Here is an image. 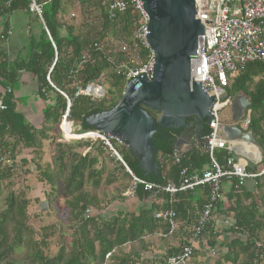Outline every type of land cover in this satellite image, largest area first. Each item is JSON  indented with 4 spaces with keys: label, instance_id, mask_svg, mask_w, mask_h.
<instances>
[{
    "label": "trees",
    "instance_id": "trees-1",
    "mask_svg": "<svg viewBox=\"0 0 264 264\" xmlns=\"http://www.w3.org/2000/svg\"><path fill=\"white\" fill-rule=\"evenodd\" d=\"M7 1L0 0V19L18 10L28 13V0H9L8 7H6ZM35 1L42 5L41 18L49 37L40 24L38 34L36 36L29 35L26 38L24 49L16 53L10 60L2 48L5 39H1V37L5 38L7 21L2 24L3 27L0 31V87L14 90L19 74L26 73L35 79L37 96L48 104L42 111V126L36 130L16 112L10 93L0 95L1 102L5 107V110L0 112V148L8 150L13 160L12 166L2 167L0 165V185L14 178L15 159L16 155L20 153V148L36 151L33 152L35 158L22 161L24 165L30 161L36 163V154L40 152V143L48 139L46 134L60 122L66 110H68V120L80 131L77 134L90 132L92 129L86 125L85 119L92 114L111 110L119 101L123 86V80L113 73L112 64L107 61L110 58L107 53L104 56L99 52H93L90 61L84 65L75 78L70 79L69 76L77 68L83 51L92 44H99L107 36L127 42L132 34L133 14L126 12L110 22L107 19L104 6L106 0H77L81 13L89 7L97 9L99 14V23L90 27L84 36L77 33L72 25L65 26L59 20L62 0ZM145 53L148 54V52ZM117 55V60L110 59L115 62L122 60L118 49ZM103 73H108L110 85L118 93V101L100 100L97 102L83 96L75 97L76 87L85 88L91 83L99 82ZM47 75L51 85L65 94L68 101L48 84ZM226 93L230 97L241 93L249 101L246 111L250 112V118L244 132L252 134L255 145L262 152V158L257 165L249 164L246 171L256 174L264 168V68L256 64L245 66L242 72L229 79ZM68 102L70 105L67 109ZM147 112L155 117L156 113L150 110ZM161 133H164L166 138H162ZM172 135L171 132L160 131L153 140L156 151L155 162L158 166L157 176L145 175L140 170L137 160L132 157L126 147H119L120 149L116 151L131 174L147 183H176L182 168H187L189 174H200L209 168L208 155L198 149L179 156L180 161L175 164L172 157ZM76 143L79 151L74 150L75 144L67 147L56 144V169L51 172L48 169L43 170L39 179L40 183H45L55 189L61 173H64L61 184L65 197L69 198L66 204L69 208V221L72 228L70 243L68 245L62 243L54 256L45 253L44 249H47V244L44 242V238L40 242L34 240L33 232L26 224L27 200L22 194L9 193L6 199V209L0 213V262L3 264H11L5 258L12 257L19 247H25L31 264H142V254L148 251L144 240L147 241V237H151L158 231L163 236H166L168 232L166 222L155 220L154 214L157 211L172 209L176 213L175 222L180 218H188L189 209L180 206L178 194L173 205L168 206L166 203L161 210L151 207L149 209L141 208L136 213L115 212L107 220L101 219L99 213L103 209L99 206L100 200L97 195L85 190L84 187L86 184H90L92 189H99L104 177L110 175V180L115 179L119 174L117 172L121 170L123 173L124 169L119 163H116L115 171L105 172L106 161L112 162L115 161V158L111 157V154L100 142H81L79 140ZM229 155L233 156L226 151L216 150L213 153V158L219 165H222ZM35 166L37 170L41 169L38 164ZM122 177L125 180L130 179L127 173ZM251 183L253 191L246 188V183L243 187L234 189L235 182H232L229 193L225 196L230 207L228 212L224 210V214H226V216L223 215L224 221L231 224V228L225 227V233L234 236V238L223 239V243L219 244L225 249V252L221 253L215 264H261L263 262L260 257L264 258V246L257 242L259 235L264 234V175L251 180ZM200 190H202V199L198 201V214L207 197V190ZM147 194L149 193L143 192L140 186L134 192V196L138 200H142ZM257 194L259 196L255 198ZM118 198L122 199L120 196ZM244 201L248 203L243 204ZM222 207L221 201L215 204L211 215L212 220L205 229L207 244L206 248H203L204 251L211 250L213 252L215 250L217 232L213 216L216 213L222 214ZM87 209L91 210V214L85 218L84 213ZM48 231L53 233L55 226L42 229V232ZM244 236L246 238L242 240L240 237ZM187 242L188 240L181 246L166 251L162 258L163 263L167 257L179 252ZM126 245L130 247L128 252H124ZM108 253L110 256L105 261V255ZM194 255L193 251L190 260Z\"/></svg>",
    "mask_w": 264,
    "mask_h": 264
},
{
    "label": "built area",
    "instance_id": "built-area-1",
    "mask_svg": "<svg viewBox=\"0 0 264 264\" xmlns=\"http://www.w3.org/2000/svg\"><path fill=\"white\" fill-rule=\"evenodd\" d=\"M9 0L6 2L8 7ZM195 19L203 26V36L197 41L196 59L190 60V78L192 82H200L202 91L209 97H214L209 107V115L213 117L210 120L208 128L212 131L209 135L201 137V146L199 149L207 154L210 160L209 168L200 174H189L187 168H182L178 175L176 183L166 184L147 183L134 177L117 153L118 147H123L120 140L116 137L105 135L101 132L90 131L81 134L71 132L72 123L68 120V110L61 118L60 131L63 137L65 132L61 126L68 125V134L77 141H98L115 158L124 171L131 179V187L128 194L131 197L137 187H141L143 192L154 195H165L169 205L174 204L175 197L178 194H186L201 188L207 190L205 203L195 220L192 227L190 239L186 245L182 246L179 252L167 257L163 264H187L190 261L194 251V245L200 244L206 248L207 238L205 229L211 222V215L215 204L222 200V184L235 182L233 188L243 187L247 181L253 180L264 175V168L258 173L253 174L246 171L247 163L241 158L229 155L222 165H219L213 158L216 150L226 151L228 154L234 152L233 143H229L222 132V123L219 112L230 107L231 97L227 95L229 79L242 72L245 66L256 64L264 68V0H193ZM107 19L113 22L119 15L130 12L134 15L132 34L127 42L118 43V53L122 60L115 62L108 58L107 61L112 64V71L123 80V86L133 77L144 73L146 80L152 77L153 56L149 50L145 35L148 18L142 9L140 0H106L104 2ZM27 10L29 14L34 15L49 37L42 21V5L35 0H28ZM1 26V30H2ZM0 30V31H1ZM11 27L7 22L5 38L11 36ZM51 41V40H50ZM52 44V42H51ZM53 45V44H52ZM93 52H99L106 55L102 46L94 43L88 49L83 51L80 56L79 64L71 72L70 79H74L85 64H87ZM145 52H148L145 53ZM149 73V76H148ZM103 73L99 82L87 85L85 88L76 87L75 97L83 96L94 101L104 96V88L100 84L103 79ZM149 77V78H148ZM48 84L54 88L46 76ZM55 89V88H54ZM56 90V89H55ZM65 100L68 101L65 94L56 90ZM5 93H11L6 88ZM226 95L225 98L223 96ZM5 107L0 99V112ZM240 128L245 129L249 124V118L240 120ZM178 154H173L175 164L180 159ZM13 160L10 152L0 148V165L12 166ZM91 210L87 209L84 213L88 218ZM154 219L166 222L168 232L163 238L170 237L176 230V213L172 209L157 211ZM224 224L231 228V224L224 221ZM259 247V245H257ZM110 253L105 255V261L108 260Z\"/></svg>",
    "mask_w": 264,
    "mask_h": 264
},
{
    "label": "water",
    "instance_id": "water-1",
    "mask_svg": "<svg viewBox=\"0 0 264 264\" xmlns=\"http://www.w3.org/2000/svg\"><path fill=\"white\" fill-rule=\"evenodd\" d=\"M140 1L148 18L145 38L153 56L152 77L148 81L142 73L141 79L139 75L130 78L117 104L109 111L90 115L85 123L92 131L118 138L145 175L157 176L155 135L160 131L173 134V154H181L184 146L189 150L199 148L201 137L212 130L207 128L205 134L192 135L186 121L193 118L214 123L209 115L214 97L207 96L200 82L194 83L190 78V60L196 59L197 41L203 36V26L195 19L193 0ZM69 105L68 102L67 109ZM247 107L249 101L235 95L230 104V123L222 127V132L229 143L245 142L255 147L252 134L236 125ZM161 137L166 135L161 133Z\"/></svg>",
    "mask_w": 264,
    "mask_h": 264
},
{
    "label": "rangeland",
    "instance_id": "rangeland-1",
    "mask_svg": "<svg viewBox=\"0 0 264 264\" xmlns=\"http://www.w3.org/2000/svg\"><path fill=\"white\" fill-rule=\"evenodd\" d=\"M98 11L95 8H86V11L81 13L80 11V5L77 0H62V10L59 15V20L64 24L65 26L72 25L77 33H81L82 35H86V32L90 30V27L96 26V24L99 23V17H98ZM16 16H23L20 12H16L13 15V18ZM33 17V16H32ZM24 19V16L22 17ZM2 26V25H1ZM1 28V27H0ZM121 42L120 39L116 37H110L107 36L102 42L99 43V45L102 46L103 50L110 56V58L117 60V47L118 43ZM100 83L102 87H104V96L101 98H98L94 101H100L105 100L107 102L111 101H118V93L116 90H114L111 85L108 78V73L104 74L103 79L100 80ZM238 98H245L243 94L238 93L236 94ZM235 97V96H234ZM234 97H231V102L234 100ZM248 100V99H247ZM247 109V108H246ZM220 120L222 123L229 124L230 123V107L224 108L219 112ZM244 120L247 118H250V112L244 111L243 117ZM238 123V122H237ZM239 124V123H238ZM60 122L53 128V130L49 133H47L48 139L45 141H42L40 143V152L36 154V163L30 161L28 164H23L22 161L31 160L32 158H35V155L31 150H26L24 148H20V153L16 155L15 159V165H14V178L7 182H3V184L0 185V213L3 212L6 209V199L9 196V193H13L14 195L22 194L23 197L27 200L28 206L26 209V215H27V226L32 230L33 232V239L37 241H41V239L44 238V242L47 244V249H44V252L47 253L50 256L56 255V253L59 250V247L62 246V243L65 245H68L71 241V233L72 228L71 222L69 221V208L66 204V202L69 200V198L65 197L63 190H62V184L61 180L63 178L64 173H61L60 179L56 184L55 189L51 186L46 185L45 183H40V175L41 172L45 169H48L49 172L51 170H55L57 163L55 162L56 157V144H61L64 147L74 145V150H78V146L76 142V139H69L66 137H63L60 131ZM42 126V125H41ZM246 128L244 129V131ZM71 131L74 134L79 133L80 131L77 130V127L72 125ZM82 142V141H81ZM255 148L257 152L259 153V157L262 158V152L261 150L255 145ZM120 148H117V151ZM235 150V149H234ZM236 155V158H242L246 159L245 156L239 154L236 150L233 152V155ZM249 159V158H248ZM252 160V159H249ZM23 164V165H22ZM35 164H38L40 166V170H37ZM250 163L247 161V165ZM254 164V163H253ZM107 167H105V172L107 173L108 170L115 171L116 169H113L114 163L107 162ZM108 168V169H107ZM125 172V171H124ZM118 176L115 177V179L110 180L108 177H104L100 183L99 189H92L90 184L85 185V190H89L94 195H97L98 199L100 200V208L103 210L108 208L109 211L112 210V208H116V206L123 207V206H131L132 203H126L127 200L132 199L131 195L128 194L129 189L131 187V179L125 180L123 179L121 173L118 171ZM126 173V172H125ZM248 189H252V183L251 180L248 181ZM118 196H120L122 199H119ZM259 196V194L255 195V198ZM223 204V210L222 214H215L213 217L215 221V230L217 232V245L215 246V250L213 252L210 251H204L203 247L198 244L195 245L194 248V257L191 259L189 264H215V262L220 257L221 253L225 252V249L220 247L219 244L223 243V239L230 240L233 239L234 236L229 235L228 233H225V227L224 224V210L228 212L230 203L226 200V197L223 195L222 200ZM117 203H123L118 204ZM248 202H243V204H247ZM121 205V206H120ZM123 205V206H122ZM112 211V213H109L107 215V219L112 216L111 214L115 213L116 209ZM106 213V212H105ZM224 215V216H223ZM105 219V220H107ZM48 226H55V231L53 233L48 232H42V229ZM48 234L44 236L43 234ZM207 238V236H206ZM242 240H245L246 236L240 237ZM144 240V239H143ZM144 243L146 244V252H143L142 258L143 263L142 264H162V258L165 255V252L163 251L160 255L162 258L159 262H157V259H154L153 257L152 261L149 259L150 254L155 252V247L153 246L152 250L149 247V241L144 240ZM261 246H264V234L259 235V240L257 242ZM42 248V247H41ZM129 245H126L124 247V252H128ZM27 251L25 250V247H19L18 250L12 255V257L5 258V260H8L11 262V264H31V261L27 257ZM156 253V252H155ZM262 253V251H261ZM159 255V251L156 253ZM263 254V253H262ZM160 258V257H157ZM263 261L261 264L264 263L263 256L260 257ZM0 264H3L0 262Z\"/></svg>",
    "mask_w": 264,
    "mask_h": 264
},
{
    "label": "crops",
    "instance_id": "crops-1",
    "mask_svg": "<svg viewBox=\"0 0 264 264\" xmlns=\"http://www.w3.org/2000/svg\"><path fill=\"white\" fill-rule=\"evenodd\" d=\"M20 12L23 16H16L13 18L14 13ZM33 16V17H32ZM35 16L32 14H28L23 10H18L13 13H11L9 16H6L2 19H0V27L4 22H9V25L11 27V36L7 38L5 43L2 45L3 51L6 53V56L9 57L10 60H12L16 53L20 52L24 49L26 38L29 35L36 36L40 29V23L35 20ZM1 30V28H0ZM5 89H2L0 87V95L3 96L5 93ZM11 98L15 105V110L18 114H20L23 119L33 128L36 130L41 128L42 125V111L44 110L45 106L48 104L47 102L41 100L37 94H36V84L35 79H33L30 75L26 73L19 74V78L16 84V88L14 90H11ZM243 119V118H241ZM240 119V120H241ZM240 120L238 123H240ZM222 123V122H221ZM236 123L237 127L240 128V124ZM223 126L228 125L226 123H222ZM241 129V128H240ZM244 131L243 129H241ZM234 149L241 155L245 156L246 159H241L247 161L250 164H253L254 162L261 161V158L259 157V153L257 152L256 148L253 145H250L248 143L244 142H234ZM193 149H198L202 152L201 149L198 147H194ZM188 146H184L181 149V154H178L177 156H182L183 154L189 152ZM108 152V151H107ZM109 153V152H108ZM233 155V152L231 153ZM233 156L236 157L234 154ZM111 157H113L111 155ZM252 160H249V159ZM108 162V161H107ZM111 163H114L113 169L115 166H117L116 160L112 161ZM258 164V163H254ZM248 166V165H247ZM121 175H125V172L121 173ZM246 188L248 189V181L246 182ZM201 188H198L194 190L193 192H189L186 194H179V203L180 206L188 207L189 213L187 219H178L176 221V230L174 234L170 237L163 238L160 231L158 233L153 234L151 237H147V241H149V247L153 248L155 247V252L159 251V255H157L155 252L150 254L149 259L153 260L157 259L156 261L159 262L162 256L160 255L163 251H170L172 248H176L181 246L186 240L190 239L192 227L195 223L196 216L198 214V201L202 199ZM230 190V183L229 182H223L222 184V196H226L229 193ZM167 196H156L154 194H147L146 197H144L142 200H138L133 195L131 198L126 201V203H132L131 206H123L119 207L116 206V210L112 208L111 211H109L108 208L104 209L101 213H99V217L103 220L107 219V215L109 213H112L113 209L116 212H122L127 214L136 213L139 209H149L155 208V209H163L165 204L167 203L168 206L169 203L166 201ZM176 202V198H175ZM174 202V203H175ZM123 204V203H117ZM173 205V204H172ZM121 206V205H120ZM106 212V213H105ZM115 213L111 214L114 215ZM224 222V221H223ZM215 225V221H214ZM195 248V245H194ZM160 257V258H157ZM191 261V260H190ZM190 261L187 263L189 264Z\"/></svg>",
    "mask_w": 264,
    "mask_h": 264
},
{
    "label": "flooded vegetation",
    "instance_id": "flooded-vegetation-1",
    "mask_svg": "<svg viewBox=\"0 0 264 264\" xmlns=\"http://www.w3.org/2000/svg\"><path fill=\"white\" fill-rule=\"evenodd\" d=\"M156 116V114H154ZM187 123V128L191 130L192 135L197 133V135L200 134H205L206 130L208 128V123L207 122H199L194 120L193 118H190L186 121ZM202 125V127H201Z\"/></svg>",
    "mask_w": 264,
    "mask_h": 264
},
{
    "label": "bare ground",
    "instance_id": "bare-ground-1",
    "mask_svg": "<svg viewBox=\"0 0 264 264\" xmlns=\"http://www.w3.org/2000/svg\"><path fill=\"white\" fill-rule=\"evenodd\" d=\"M68 125H66V124H64V125H62L61 126V129L65 132V137L66 138H69V139H75V138H72L71 136H70V134H68ZM72 132V131H71ZM245 143V142H244Z\"/></svg>",
    "mask_w": 264,
    "mask_h": 264
}]
</instances>
